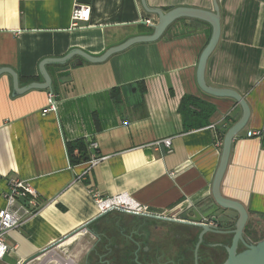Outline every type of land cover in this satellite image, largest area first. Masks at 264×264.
<instances>
[{
	"label": "crops",
	"instance_id": "crops-1",
	"mask_svg": "<svg viewBox=\"0 0 264 264\" xmlns=\"http://www.w3.org/2000/svg\"><path fill=\"white\" fill-rule=\"evenodd\" d=\"M145 2L163 11L177 6L212 10V0ZM217 3L220 36L206 62L205 82L236 90L250 108L247 123L232 138L220 191L242 203L248 222L262 232L264 0ZM75 5L90 8L79 27L71 26ZM155 18L140 0H0V67L13 69L20 87L42 82L44 58L63 57L72 49L100 56L129 37L150 34L145 20L154 23ZM211 33L206 22L197 29L177 20L157 40L132 44L103 61L73 55L65 82L56 77L57 66L48 63L51 91L13 95L11 76L0 74V208L10 179L20 178L35 193L32 214L7 234L9 251L0 264L6 256L15 263L24 260L97 216L96 198L128 197L174 218L211 202L220 135L241 115L234 99L208 95L197 85L199 56ZM49 93L56 109L43 112ZM185 95L212 108L205 126L185 127L179 110ZM257 130L259 137L247 136ZM81 137L96 144L91 151L100 159L91 167L69 163L65 142ZM163 138H170V148L156 144ZM113 212L125 218L124 212L111 210L95 224ZM215 216L224 225L237 218L221 209ZM78 237L63 245L80 246Z\"/></svg>",
	"mask_w": 264,
	"mask_h": 264
},
{
	"label": "water",
	"instance_id": "water-1",
	"mask_svg": "<svg viewBox=\"0 0 264 264\" xmlns=\"http://www.w3.org/2000/svg\"><path fill=\"white\" fill-rule=\"evenodd\" d=\"M140 3L145 11L148 13L154 14L156 16L155 22L150 24L152 32L150 34H139L129 37L121 44L116 46H112L108 48L102 55L100 56H91L88 53L79 50L72 49L68 51L66 55L59 58H44L39 64V72L42 76V82H30L24 86L18 85V76L16 72L8 67H0V74L7 73L11 76L12 79V94H20L29 89H48L51 91V77L47 73L45 69V65L48 63H52L56 68V77L60 82H65L64 77L69 78V67L66 66L67 62L73 55L81 56L83 59L90 62H99L106 59L108 56L115 52H119L122 49L127 48L128 46L139 43V42H151L157 40L161 34L173 23L177 20H182L185 24L194 26L195 28H201L202 22H206L211 26V35L209 40L201 54L199 56L197 69H196V82L200 90L208 95L215 97H230L234 99L237 104L241 108V115L237 121H235L228 129L225 131L222 140V148L220 154V161L216 172L214 174L212 184H211V202H205L201 205L195 206L191 208L184 217L174 218L164 215L154 216L155 218L165 221L167 223H178L182 225H187L191 227H196L200 229L198 234V242L196 248L199 243L202 241L203 236L208 232H214L215 226L211 223L212 221H217L215 213L221 209L231 210L237 214V218H235V222L233 223V229L231 230L232 238L230 245L226 247L227 256L224 259L222 264H264V237L256 242H250L243 236V229L248 221V212L245 206L239 201L231 198H227L223 196L220 191V184L223 178L224 172L226 170L230 150L232 138L240 132L245 124L247 123L250 116V108L247 101L243 98V96L238 93L236 90L231 88H217L213 86L207 85L204 78V71L207 59L215 45L218 42L220 36V16H219V6L217 0H212V10H204L200 8L194 7H186V6H177L171 8L167 11H163L160 8H151L147 6L145 0H140ZM109 210L101 211L97 216L92 218L91 220L82 224L79 228L65 234L61 237L57 242L44 248L43 250L36 252L24 260H22L21 264H26L40 255H42L48 248L56 247L58 244H63L69 238L74 236L75 232L92 223L96 219L105 215ZM124 213L133 214V212L128 210H119ZM135 214V213H134ZM242 244L244 249L241 251H237V245ZM70 242H67L66 245H70ZM196 253V250H195Z\"/></svg>",
	"mask_w": 264,
	"mask_h": 264
},
{
	"label": "flooded vegetation",
	"instance_id": "flooded-vegetation-1",
	"mask_svg": "<svg viewBox=\"0 0 264 264\" xmlns=\"http://www.w3.org/2000/svg\"><path fill=\"white\" fill-rule=\"evenodd\" d=\"M124 216L128 223L101 225L96 220L78 229L74 235L93 241L81 256L73 258V264H222L227 256L233 224L212 221L215 231L206 233L196 248L200 231L196 227L167 223L150 211ZM243 236L253 242L244 229ZM237 246V251L244 249L240 243Z\"/></svg>",
	"mask_w": 264,
	"mask_h": 264
},
{
	"label": "built area",
	"instance_id": "built-area-1",
	"mask_svg": "<svg viewBox=\"0 0 264 264\" xmlns=\"http://www.w3.org/2000/svg\"><path fill=\"white\" fill-rule=\"evenodd\" d=\"M90 8L85 5H75L71 13V26L79 27L78 22L86 21L89 17ZM150 20H145L146 24H151ZM56 109V103L53 99L52 93H49L47 99V107L43 109V112L54 111ZM261 134L260 130L248 131L247 136H254ZM162 144L165 148H170V138H163L158 140L156 144ZM89 148L93 151L96 148V144L91 141ZM100 158L91 153L90 158L85 162L88 167L93 166ZM5 206L0 208V261L3 259L5 254L9 251V244L7 241V234L18 228L23 220L32 214L29 205L34 202L35 193L19 179H10L7 183V188L4 192ZM22 199V200H21ZM99 212L106 210H128L133 213H148L145 206L140 205L128 197L114 196L112 198H96L95 199ZM212 223V222H211ZM66 246V245H65ZM65 246L61 243L56 247L48 248L42 255L37 257L36 263L32 261L26 264H73L74 259L71 254L65 250ZM61 249L62 253L58 254L54 249ZM48 257V258H46ZM46 261L43 262V259ZM21 260H18L16 264H21Z\"/></svg>",
	"mask_w": 264,
	"mask_h": 264
},
{
	"label": "trees",
	"instance_id": "trees-1",
	"mask_svg": "<svg viewBox=\"0 0 264 264\" xmlns=\"http://www.w3.org/2000/svg\"><path fill=\"white\" fill-rule=\"evenodd\" d=\"M179 110L182 113L184 119H185V127L191 128V127H202L207 124V119L212 111V108L210 106H207L206 104L198 101L196 98L185 95L180 100ZM233 123L235 120H232ZM232 124V123H231ZM230 123H228V127L231 126ZM227 127V128H228ZM226 129L222 132L220 135L221 138H223V135L225 133ZM90 142L86 140V138H77L71 141L65 142V148L67 152V156L69 159L70 165H76L83 162H86L92 153L91 149L89 148ZM108 213L103 215L102 217L96 219L100 220L104 218ZM95 220V221H96ZM254 227L251 226V224L247 221L244 232L245 235L253 242H256L264 237L262 235L258 239H254L253 229ZM255 229V228H254Z\"/></svg>",
	"mask_w": 264,
	"mask_h": 264
},
{
	"label": "rangeland",
	"instance_id": "rangeland-1",
	"mask_svg": "<svg viewBox=\"0 0 264 264\" xmlns=\"http://www.w3.org/2000/svg\"><path fill=\"white\" fill-rule=\"evenodd\" d=\"M119 218H121V222L119 221ZM127 218L125 217V218H123V217H121V216H119L118 214H116L115 212H113L112 213V215H110V216H108V218L107 219H104V220H102V224H116V223H128L127 222ZM101 224V225H102ZM253 230V234H251L252 236L254 235V239L256 240V239H258L259 237H261L262 235H264V229H263V231L262 232H258L256 229H252ZM81 239H83V242H82V244L80 245V246H82V248L81 249H79L80 248V246L78 245V243H71L70 245H67V246H65L67 249H68V251H69V253L71 254V253H73L74 254V256L71 254V256L73 257V258H78L79 256H81L82 255V253L85 251V249L92 243V241H93V238L92 237H88V236H79L78 237V240H81ZM77 242V241H76ZM54 251L56 252V253H58V254H61L62 253V250L61 249H54ZM46 258H48V257H46ZM46 258H44L43 259V262L44 261H46ZM4 261H5V264H16L13 260H10V258H8L7 256L4 258ZM22 261V260H21ZM37 261L36 260H33V262L32 263H36Z\"/></svg>",
	"mask_w": 264,
	"mask_h": 264
},
{
	"label": "bare ground",
	"instance_id": "bare-ground-1",
	"mask_svg": "<svg viewBox=\"0 0 264 264\" xmlns=\"http://www.w3.org/2000/svg\"><path fill=\"white\" fill-rule=\"evenodd\" d=\"M72 237H73V236H72ZM72 237H71V238H72ZM69 239H70V238H69ZM69 239H68V240H69ZM68 240H67V241H68ZM65 242H66V241H65Z\"/></svg>",
	"mask_w": 264,
	"mask_h": 264
}]
</instances>
